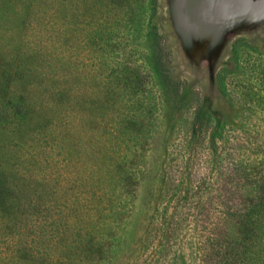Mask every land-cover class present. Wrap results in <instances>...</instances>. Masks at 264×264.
<instances>
[{
  "label": "trees",
  "instance_id": "trees-1",
  "mask_svg": "<svg viewBox=\"0 0 264 264\" xmlns=\"http://www.w3.org/2000/svg\"><path fill=\"white\" fill-rule=\"evenodd\" d=\"M143 4L144 0H0V264H107L128 246L149 169L145 140L135 120L103 117L108 91L103 97L77 91L76 65L72 68L62 51L69 37L66 20L74 36L77 22L85 21L92 35L106 39L111 11L127 8L130 13L123 11V16L132 21L142 17ZM32 17L42 35L43 24H49L51 32L45 31L40 45L19 36ZM65 107L76 120L67 122V129L48 132L57 160L52 169L40 168L37 175L28 165L21 170L17 140L33 127L51 123ZM69 127L78 132L77 138ZM215 129L209 119L192 117L187 135L170 148L164 180L172 202L170 218L200 202L198 183L191 180V161L198 149L216 170L225 165L228 154L233 156L231 138L222 141ZM252 159H241L235 168L248 183L234 218L245 239L255 237L250 250L262 264L264 168H256ZM177 160L182 162L179 169ZM65 179L67 187L62 189ZM29 214L34 221H28Z\"/></svg>",
  "mask_w": 264,
  "mask_h": 264
},
{
  "label": "rangeland",
  "instance_id": "rangeland-1",
  "mask_svg": "<svg viewBox=\"0 0 264 264\" xmlns=\"http://www.w3.org/2000/svg\"><path fill=\"white\" fill-rule=\"evenodd\" d=\"M123 11L130 13L127 8L109 13L106 39L92 35L85 21L77 22L74 36L66 20L69 37L62 51L69 55L70 66L76 65L77 91L100 97L108 91L103 117L135 120L145 140L149 169L134 232L125 250L107 264H260L251 251L255 237L245 239L234 216L241 210L239 201L248 183L235 168L241 159L252 158L256 168H264V18L242 19L194 37L182 26L174 0H144L142 17L132 21ZM36 21L32 17L25 22L19 36L40 45L45 31H51L43 24L42 35ZM129 106L135 109L125 113ZM66 107L51 123L33 127L17 140L21 170L28 165L37 175L40 168L52 169L57 160L48 132L67 129L66 123L76 120ZM192 117L216 124L214 134L222 141L231 138L234 152L216 170L198 149L191 161V180L198 183L200 202L170 218L172 202L164 190L168 152L187 135ZM33 122L34 116L31 127ZM74 135L77 138L78 132ZM176 163L179 169L181 160ZM30 220L34 221L31 214Z\"/></svg>",
  "mask_w": 264,
  "mask_h": 264
},
{
  "label": "water",
  "instance_id": "water-1",
  "mask_svg": "<svg viewBox=\"0 0 264 264\" xmlns=\"http://www.w3.org/2000/svg\"><path fill=\"white\" fill-rule=\"evenodd\" d=\"M182 26L194 37L224 28L242 19L264 18V0H174Z\"/></svg>",
  "mask_w": 264,
  "mask_h": 264
}]
</instances>
